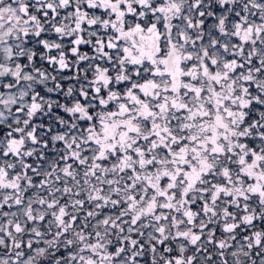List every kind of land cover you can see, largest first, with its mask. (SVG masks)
I'll list each match as a JSON object with an SVG mask.
<instances>
[{
	"label": "snow or ice",
	"instance_id": "obj_1",
	"mask_svg": "<svg viewBox=\"0 0 264 264\" xmlns=\"http://www.w3.org/2000/svg\"><path fill=\"white\" fill-rule=\"evenodd\" d=\"M0 264H264V0H0Z\"/></svg>",
	"mask_w": 264,
	"mask_h": 264
}]
</instances>
